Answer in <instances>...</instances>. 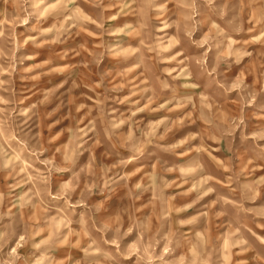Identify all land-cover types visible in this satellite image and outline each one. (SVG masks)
Masks as SVG:
<instances>
[{"label":"rangeland","instance_id":"374dc122","mask_svg":"<svg viewBox=\"0 0 264 264\" xmlns=\"http://www.w3.org/2000/svg\"><path fill=\"white\" fill-rule=\"evenodd\" d=\"M0 264H264V0H0Z\"/></svg>","mask_w":264,"mask_h":264}]
</instances>
